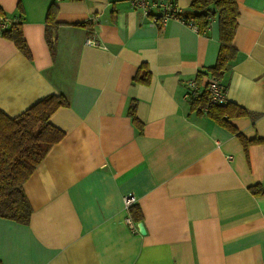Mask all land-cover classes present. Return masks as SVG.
<instances>
[{"label":"crops","instance_id":"0c3cea01","mask_svg":"<svg viewBox=\"0 0 264 264\" xmlns=\"http://www.w3.org/2000/svg\"><path fill=\"white\" fill-rule=\"evenodd\" d=\"M235 1L220 79L248 111L228 118L246 146L185 96L216 62V16L199 32L158 25L129 0H0L30 53L0 34V110L68 101L49 117L62 138L22 183L28 222L0 216V264H264V0ZM190 2L177 0L181 13ZM141 64L146 83L133 79Z\"/></svg>","mask_w":264,"mask_h":264},{"label":"trees","instance_id":"16d2710c","mask_svg":"<svg viewBox=\"0 0 264 264\" xmlns=\"http://www.w3.org/2000/svg\"><path fill=\"white\" fill-rule=\"evenodd\" d=\"M54 11L51 12L50 8L48 9L47 20L51 21L50 26L56 23L53 20L54 16L51 15ZM214 16L218 23L219 48L215 64L208 69L210 74L221 77L227 61L235 53L232 38L238 16L236 1L191 0L188 10L180 13L181 19L186 23L196 24L199 32L207 28L210 18ZM3 17L0 9V18L3 19ZM46 24L49 25V23ZM0 34L12 40L26 57H30L19 21L9 25ZM46 40L50 51L53 52V41L47 29ZM133 79L144 83L149 81V71L144 64L137 68ZM190 102L192 109L197 112L204 110L212 119L236 134L244 146L254 141L242 136L228 121L232 115L248 113L246 109L227 101L224 104H211L207 101L204 89ZM67 103V99L61 94H48L14 117H9L0 110V216L23 223L28 222L31 208L23 192L22 183L50 147L62 138L63 131L51 124L49 117L58 107ZM128 113L135 120L132 108L128 110ZM128 209L134 220L141 219V215L135 213L138 209L135 203Z\"/></svg>","mask_w":264,"mask_h":264},{"label":"built area","instance_id":"2783aa9c","mask_svg":"<svg viewBox=\"0 0 264 264\" xmlns=\"http://www.w3.org/2000/svg\"><path fill=\"white\" fill-rule=\"evenodd\" d=\"M129 3L133 8H137L141 10L143 14L150 16L152 21L158 25L164 24L171 18L182 20L180 17L181 9L177 4V0H129ZM15 22H18V20L5 16L3 19L0 18V33ZM188 24H190L192 28L198 30L196 24ZM86 43L95 44L91 38H87ZM203 89L207 94V101L209 103L224 104L227 101L225 87L222 85L220 77L213 74H209L203 88L200 87L196 79L188 81L185 89V96L188 100H194ZM135 201L136 199L132 194L123 196V204L127 209L133 205ZM125 220L132 230H136V224L129 215Z\"/></svg>","mask_w":264,"mask_h":264},{"label":"water","instance_id":"95a60500","mask_svg":"<svg viewBox=\"0 0 264 264\" xmlns=\"http://www.w3.org/2000/svg\"><path fill=\"white\" fill-rule=\"evenodd\" d=\"M138 230H139V232L144 233L143 225L140 222L138 223Z\"/></svg>","mask_w":264,"mask_h":264}]
</instances>
